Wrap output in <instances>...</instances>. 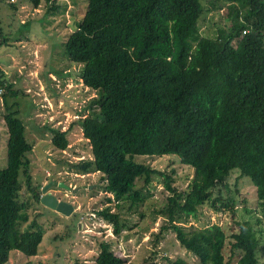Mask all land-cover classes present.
<instances>
[{
	"label": "trees",
	"instance_id": "16d2710c",
	"mask_svg": "<svg viewBox=\"0 0 264 264\" xmlns=\"http://www.w3.org/2000/svg\"><path fill=\"white\" fill-rule=\"evenodd\" d=\"M205 1L223 19L210 36L201 31ZM15 2L9 3L17 12ZM27 2L34 9L46 2L52 16L65 3ZM5 34L0 27V47L10 45V33ZM64 47L71 63L81 66L82 86L93 95L68 129L46 128L60 151L68 149L73 126L82 128L92 155L70 167L80 174L100 172L104 191L118 199L114 210L96 211L113 225V235L119 237L125 226L124 203L133 209L145 201L138 180L149 184L160 175L170 193L167 205L156 211L167 217L161 233L174 231L199 264H264L260 218L257 226L250 219L236 221L238 229L230 234L218 223L185 229L191 218L199 219V207L205 204L236 213L228 181L236 170L257 185L264 213V0H88ZM4 77L0 68L8 136L6 165L0 169V264H7L12 251L37 256L46 233L29 213L32 202L41 203L43 186L31 173L28 153L34 147L20 111L7 101L21 91ZM139 155H177L194 168V176L179 190L173 185L174 170L139 162ZM220 186L228 198L220 190L214 196ZM115 243L113 238L99 241L96 264H126Z\"/></svg>",
	"mask_w": 264,
	"mask_h": 264
},
{
	"label": "rangeland",
	"instance_id": "374dc122",
	"mask_svg": "<svg viewBox=\"0 0 264 264\" xmlns=\"http://www.w3.org/2000/svg\"><path fill=\"white\" fill-rule=\"evenodd\" d=\"M61 1L65 2L62 10L52 16L47 11L46 2L34 9L27 0H16L20 9L14 12L10 0H0V27L4 35L11 34H8L10 45L0 47V68L5 72L7 82L13 84V89L21 91L17 96H9L7 101L20 111L19 116L27 126L26 136L34 147L28 153L31 173L42 187L53 179L54 184L47 191L75 208V212L66 216L32 202L29 210L31 220L36 218L46 228L39 253L26 258L20 252L12 251L7 264H26L27 261L35 264H96L99 241L109 238L116 242L115 252L127 258L126 264H171L181 259L189 264H199L198 258L180 244L174 231L160 232L168 222L166 216L156 211L167 205L170 194L162 176L155 175L149 184L138 180L137 184L144 188L145 201L133 209L129 208L128 202L124 203L120 212L125 226L117 237L113 235V225L101 219L96 212L106 207L114 210L118 200L113 193L104 191L101 173L80 174L70 167L92 155L80 125H74L69 132L70 144L66 151L52 146L46 127L68 129L79 117L76 111L81 110L84 101L93 95L82 86L81 66L71 63L64 47L77 21L86 12L88 0ZM204 4L208 10L204 14L206 19L201 23V31L205 35H214L222 23V13L207 5L206 1ZM0 103L1 169L6 165L8 136L2 116L5 110L2 99ZM135 160L169 173L174 170L173 185L179 190H185L194 176V168L182 164L177 155H139ZM230 176L228 181L233 189L231 195L236 200L233 206L236 213L233 214L229 208L216 211L209 204L202 205L199 207V219L191 218L185 227L187 231L218 223L230 234L238 229V220L250 219L254 226L258 225V218L264 221L255 182L247 176L241 177L237 170ZM219 190L224 198L229 197L223 186L215 189L214 196H218ZM23 194L28 199L32 198L30 192L23 191ZM106 196L112 197V202H107ZM93 212L97 217L89 219ZM80 222L83 223L82 228L79 227ZM261 235L264 246V232ZM225 251L227 256L231 254L228 244ZM261 258L264 261V247ZM231 261L234 263L236 259Z\"/></svg>",
	"mask_w": 264,
	"mask_h": 264
},
{
	"label": "water",
	"instance_id": "95a60500",
	"mask_svg": "<svg viewBox=\"0 0 264 264\" xmlns=\"http://www.w3.org/2000/svg\"><path fill=\"white\" fill-rule=\"evenodd\" d=\"M51 184H46L44 187H42V196H41V204L44 206L51 208L53 210H56L59 213H62L66 216L71 215L74 211V206L70 205V203L59 200L56 195H54L52 192L47 191V188ZM83 223H79V227L82 228Z\"/></svg>",
	"mask_w": 264,
	"mask_h": 264
},
{
	"label": "built area",
	"instance_id": "2783aa9c",
	"mask_svg": "<svg viewBox=\"0 0 264 264\" xmlns=\"http://www.w3.org/2000/svg\"><path fill=\"white\" fill-rule=\"evenodd\" d=\"M12 1H14V0H12ZM247 31H244V33H246ZM2 93V89H0V94ZM64 151H66V150H64ZM80 160H82V159H80ZM97 216H96V212H93L92 213V215H91V217H88L89 219H94V218H96ZM88 226V225H87Z\"/></svg>",
	"mask_w": 264,
	"mask_h": 264
},
{
	"label": "flooded vegetation",
	"instance_id": "af4514ba",
	"mask_svg": "<svg viewBox=\"0 0 264 264\" xmlns=\"http://www.w3.org/2000/svg\"><path fill=\"white\" fill-rule=\"evenodd\" d=\"M49 173V172H48ZM50 175V174H49ZM47 184H51V185H53L54 184V181H53V179H51V181H49ZM52 187V186H51Z\"/></svg>",
	"mask_w": 264,
	"mask_h": 264
},
{
	"label": "clouds",
	"instance_id": "9594fccd",
	"mask_svg": "<svg viewBox=\"0 0 264 264\" xmlns=\"http://www.w3.org/2000/svg\"><path fill=\"white\" fill-rule=\"evenodd\" d=\"M2 93H3V90H2ZM2 93L0 94V99H2V98H1ZM41 196H42V195H41ZM101 219H102V218H101ZM103 220H104V219H103Z\"/></svg>",
	"mask_w": 264,
	"mask_h": 264
},
{
	"label": "crops",
	"instance_id": "0c3cea01",
	"mask_svg": "<svg viewBox=\"0 0 264 264\" xmlns=\"http://www.w3.org/2000/svg\"><path fill=\"white\" fill-rule=\"evenodd\" d=\"M51 75L54 76L53 73H51Z\"/></svg>",
	"mask_w": 264,
	"mask_h": 264
}]
</instances>
